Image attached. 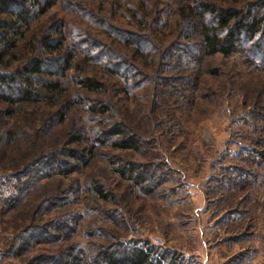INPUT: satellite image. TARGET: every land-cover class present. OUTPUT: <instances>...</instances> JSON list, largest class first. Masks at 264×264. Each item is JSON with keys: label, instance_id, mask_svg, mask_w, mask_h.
Returning a JSON list of instances; mask_svg holds the SVG:
<instances>
[{"label": "rangeland", "instance_id": "rangeland-1", "mask_svg": "<svg viewBox=\"0 0 264 264\" xmlns=\"http://www.w3.org/2000/svg\"><path fill=\"white\" fill-rule=\"evenodd\" d=\"M77 1L56 0L37 25L56 16L65 25L64 44L78 52L75 58L79 61L83 59L80 46L85 42L94 39L96 51L99 45L95 40L104 37L110 43L105 34L113 21L94 19ZM145 3L150 9V2ZM95 4H102V0ZM173 8V3L165 8L162 17L166 21L160 23L164 25L151 24V33L160 26L165 31V22L175 21ZM251 45L245 44L230 57L206 56L193 48L195 58L180 56L184 68L176 69L172 64L176 59L166 53L161 55L166 62L165 76L183 77L181 80H160L158 85L148 77L146 84L133 93L138 96L126 97L118 92L111 94L112 100L106 96L125 123L143 136L141 149L100 145L75 171L43 181L40 189L25 196L17 207L0 205V252L19 239L20 232L31 223L32 209L40 201L37 196H51L79 183V193L70 195L61 208L43 217L45 220L65 213L75 217L72 225L76 230L57 243L34 246L26 256L57 254L63 248L78 255L81 264H107L101 255L107 250L119 253L148 243L166 254L170 264H264V66L246 52ZM149 54L152 65L160 61L155 50ZM256 54L262 57L261 52ZM193 64L196 67L189 69ZM85 65L86 71L101 75L108 85L116 83V76L105 68ZM147 73L151 75L153 70L148 68ZM74 74L71 69L66 77H60L66 88L64 96L70 101L63 109V121L52 116L49 131L41 135L43 149L51 151L57 145L87 147L85 137L73 142L74 136L68 134L84 127L85 118L90 117L75 91L79 89ZM61 103L60 99L53 102L50 112L55 114ZM28 105L26 111L16 105L14 118L0 117L4 121L2 132L19 126L21 135L35 136L51 105ZM4 106L0 104V109ZM29 142L22 137L16 143L0 144L3 190H13L20 169L31 160ZM111 160L145 165L141 170L146 186L154 190L136 188L115 171L117 164ZM94 182L103 187L106 197L92 190ZM230 235L239 236L230 240ZM157 237L163 244L152 242ZM9 259L19 258L10 255Z\"/></svg>", "mask_w": 264, "mask_h": 264}, {"label": "trees", "instance_id": "trees-1", "mask_svg": "<svg viewBox=\"0 0 264 264\" xmlns=\"http://www.w3.org/2000/svg\"><path fill=\"white\" fill-rule=\"evenodd\" d=\"M55 1L0 0V104L5 105L0 109V117L14 118L16 105L20 106L18 109L25 111L27 108L24 107L30 106V103L43 102L51 105L43 114L41 125L35 129L36 134L32 137L25 132L21 135V128L17 123L14 125L18 126L16 130L8 128L2 132L4 121L0 120V144L16 143L24 137L28 142L30 139L29 150L33 151L31 160L20 169V177L13 190H3L0 186V205L11 209L17 207L25 196L40 189L43 181L50 180L53 175L68 176L75 171L90 156L92 150L100 145L108 143L118 149H141L143 136L126 124L115 105L105 98L114 99L111 96L114 92L126 97L138 96L133 93L146 84L148 77L149 81L152 79L158 85L161 84L160 80H181L183 77L176 79L165 76L163 69L166 62L162 56L172 53L176 59L175 63L172 62L173 68H184L179 57L186 54L189 59L195 58L193 48L206 56L219 54L230 57L249 43L252 44L249 47L251 49L246 52L254 61L264 66V0H123L127 2L124 4L121 0H102V4L97 5V0H79L75 3L94 19H99L100 22L113 21L105 34L110 43L104 37L95 40L99 45V50L96 51L94 39L92 42H85L80 46L79 53L81 52L83 59L79 61H76L78 52L75 53L70 45L64 44L65 25L56 16L47 19L42 26L37 25L38 20L55 5ZM146 1L150 2V9L146 8ZM170 3L174 6L172 14L175 21L165 22L163 31L161 26L164 24L160 23L165 20L162 16ZM110 5H113V9H109ZM127 18L136 23L122 21ZM152 20L153 23L150 22ZM151 24L161 25L156 33H151ZM131 26L135 29H130ZM85 34L92 35L89 30H85ZM151 50H155L161 57L154 65L151 64ZM258 52L262 53V57H257ZM85 63L105 68L116 76V83L108 85L101 75L99 77L95 72L89 73L85 69ZM194 67L195 64L189 69ZM148 68L153 70V74L147 73ZM71 69L75 70L74 79L79 89L75 91L81 98V106L90 117L85 118L84 127L76 129V134H68L74 136L73 142L85 137L88 144L86 148H60L57 145L52 148L54 150L49 151L43 149L41 135L49 131L52 116H58L60 122L65 118L63 109L70 100L64 96L66 88L64 89L60 77H66ZM58 99L62 103L53 114L50 109ZM109 140L113 142L109 144ZM114 162L115 160H111V163ZM114 164H117L115 171L121 177L136 188L140 187V190H148L147 180L141 170L145 165L133 162ZM71 188L58 190L51 196H37L40 201L32 209L31 223L20 232L19 239H14V243L6 251L1 250L0 264H81L78 255L63 248L57 254L26 256L34 246L57 243L76 230L72 225L75 217H67L65 213L43 219L45 214L61 208L60 204L67 201L70 195L80 192L79 183ZM91 188L97 196L106 197L103 187L97 185V182L92 183ZM152 189L154 187L148 191L151 192ZM10 255L19 259L13 261L9 259ZM101 255L107 264H170L166 254L160 253L155 245L148 243L133 245L129 250L119 253L107 250Z\"/></svg>", "mask_w": 264, "mask_h": 264}, {"label": "built area", "instance_id": "built-area-1", "mask_svg": "<svg viewBox=\"0 0 264 264\" xmlns=\"http://www.w3.org/2000/svg\"><path fill=\"white\" fill-rule=\"evenodd\" d=\"M162 241H163V239H161L160 237L154 238V239L152 240V242L157 243V244H163Z\"/></svg>", "mask_w": 264, "mask_h": 264}, {"label": "crops", "instance_id": "crops-1", "mask_svg": "<svg viewBox=\"0 0 264 264\" xmlns=\"http://www.w3.org/2000/svg\"><path fill=\"white\" fill-rule=\"evenodd\" d=\"M231 237L229 238L230 240L233 238V239H236L235 237L236 236H239V235H234V237H233V235H230Z\"/></svg>", "mask_w": 264, "mask_h": 264}]
</instances>
